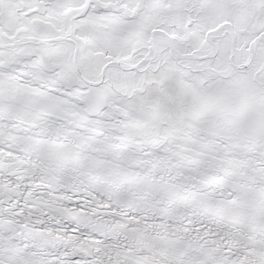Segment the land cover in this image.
Returning <instances> with one entry per match:
<instances>
[{"label":"snow or ice","instance_id":"obj_1","mask_svg":"<svg viewBox=\"0 0 264 264\" xmlns=\"http://www.w3.org/2000/svg\"><path fill=\"white\" fill-rule=\"evenodd\" d=\"M0 264H264V0H0Z\"/></svg>","mask_w":264,"mask_h":264}]
</instances>
